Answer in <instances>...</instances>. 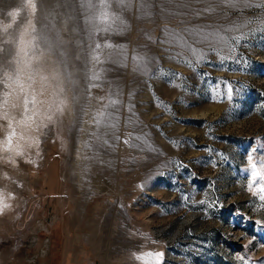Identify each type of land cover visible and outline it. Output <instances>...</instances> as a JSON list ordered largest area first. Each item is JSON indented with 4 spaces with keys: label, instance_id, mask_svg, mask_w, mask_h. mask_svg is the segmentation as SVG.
I'll return each instance as SVG.
<instances>
[{
    "label": "rangeland",
    "instance_id": "rangeland-1",
    "mask_svg": "<svg viewBox=\"0 0 264 264\" xmlns=\"http://www.w3.org/2000/svg\"><path fill=\"white\" fill-rule=\"evenodd\" d=\"M32 53L72 114L16 158L0 264H264V0H0V108Z\"/></svg>",
    "mask_w": 264,
    "mask_h": 264
},
{
    "label": "bare ground",
    "instance_id": "bare-ground-1",
    "mask_svg": "<svg viewBox=\"0 0 264 264\" xmlns=\"http://www.w3.org/2000/svg\"><path fill=\"white\" fill-rule=\"evenodd\" d=\"M30 4H32V2H30ZM27 29L28 28H26V30L22 32L19 41V55L23 57L26 54V51L24 50L25 46H29L32 43L33 35H31V33ZM22 40L23 43H21ZM34 58V54L32 53L31 55L27 54V56H25V59L21 58L22 61L21 59L18 61L17 66L19 71L14 80L12 79L13 82L10 83L11 85L7 84L9 85V92L6 95L8 97L6 98L5 104L1 106V108H5V111H1L0 108V117H3L7 121L5 127L2 128L0 135V160L2 161V163H5L9 159V161L11 162V168L13 169L11 173L13 177L10 174L6 173L5 170L3 171L4 175L0 177V179H2L3 177H8L7 179H9L6 182H3V185L0 188V212L9 210V208L12 207L11 204L13 201L14 191L10 186L12 183H14L12 182V180L18 179L20 175V170L18 169V172L16 168V158L18 156L24 158L23 154L27 151L25 149L26 147L31 148L34 151L38 146V127L41 126L43 122L42 121L40 123L39 118L46 116L43 115V113L45 114V111L47 112V108L52 103L54 98L57 99V108L62 111V115L65 114L64 116H66L68 114H72L70 99L65 92H61L63 85L56 74L54 76L56 83H52L53 80H50V82L47 83V88L42 86H39V88H34V86L32 85V89L31 87L24 85L23 78L29 75V71H27V68L31 67L32 63L34 62ZM34 71L35 73H37V70H33L32 72ZM42 76L44 75H41L40 73L37 76L34 75V77H36V81L34 80V82L42 85L44 82L42 81ZM31 81L32 80H30V82ZM54 85L56 86V88L58 87V90L53 89V92L50 87ZM51 92H53L54 94H51ZM19 96L22 98L21 102H18ZM25 100L30 102L27 104V106L25 105ZM33 100L35 101V103H32ZM17 105L19 109L16 108L17 110L14 111V107H16ZM54 115L52 116L54 117ZM9 137H11L10 141Z\"/></svg>",
    "mask_w": 264,
    "mask_h": 264
},
{
    "label": "snow or ice",
    "instance_id": "snow-or-ice-1",
    "mask_svg": "<svg viewBox=\"0 0 264 264\" xmlns=\"http://www.w3.org/2000/svg\"><path fill=\"white\" fill-rule=\"evenodd\" d=\"M30 7L32 8V11L35 12V4H30ZM97 47H99V45H97ZM230 92H231V89H229V93ZM28 103H29V101L25 100V105L26 106H27ZM32 103H35V101L33 100ZM59 110L60 109H57V111H59ZM49 119H51V116H49ZM10 140H11V137H9V141ZM252 160H253V157L251 155H249L248 156V161L251 164V174H250L251 182L248 184V188L249 189H253V194L254 195L259 193V199L261 201H264V186H258L256 188H253V185H255L257 183L258 179H259L260 182L264 183V175H262L261 172L257 171V164L256 163H252ZM155 255L158 258L161 254L160 253H156Z\"/></svg>",
    "mask_w": 264,
    "mask_h": 264
},
{
    "label": "clouds",
    "instance_id": "clouds-1",
    "mask_svg": "<svg viewBox=\"0 0 264 264\" xmlns=\"http://www.w3.org/2000/svg\"><path fill=\"white\" fill-rule=\"evenodd\" d=\"M21 43H23V40L21 41Z\"/></svg>",
    "mask_w": 264,
    "mask_h": 264
}]
</instances>
